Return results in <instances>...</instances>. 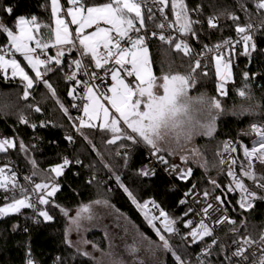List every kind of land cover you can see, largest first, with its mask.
Listing matches in <instances>:
<instances>
[{"label":"snow or ice","instance_id":"6c2138e0","mask_svg":"<svg viewBox=\"0 0 264 264\" xmlns=\"http://www.w3.org/2000/svg\"><path fill=\"white\" fill-rule=\"evenodd\" d=\"M68 2L72 7L67 9L66 15L71 17L72 24L78 25L75 29L74 37L69 32V27L65 23V20L60 19L58 16L61 9L59 0H51V14L53 17H56V27L54 30L55 45H68L69 51H80L82 58L90 53L91 59L95 61V69H103L104 72L103 76L95 70L91 73H84L89 76V80L82 82L85 95L81 96L80 99L82 101L87 100L82 105V111L84 117H87V121L83 117L77 116L73 118L69 115V119L74 121V127L75 121H79L81 128H98L106 134H111V139L107 141L109 144H115L117 141L131 142L132 145L143 144L150 150L151 156L156 157L161 165L166 166V170L170 175L176 174L179 179L187 180L192 175L191 168H182L179 164L175 163L170 164L164 155L157 154L162 152H167L170 155L179 154L181 161H187L190 157L184 153L188 150L194 138L198 136L212 137L217 131L218 119L226 115L220 99L203 94L193 97L189 94L190 89L195 87L198 79L195 73L197 69L201 68V60L199 58H196L194 66L192 65L191 61L194 49L188 42L189 38L198 39L196 26L200 25L202 28V22L198 18L201 14L199 7L194 9L189 8L185 0H150V3L149 0H106L102 4L93 6H88L85 0H68ZM252 2L255 4L257 10H264V0H252ZM166 6H170V14L175 17L172 22H169L168 17L165 15ZM241 6L243 7V5ZM144 8L147 9V17L142 11ZM153 8H156L161 14V22L158 24L153 14ZM2 11L11 16L14 10L11 6H7ZM191 13H196L197 18L193 19ZM230 18L236 25L235 31L237 35L240 36V41H237V43H243L244 50L241 55L251 56L252 51L256 49L255 43L249 44L253 40V33L249 31L253 26L251 24H248L247 27L240 26L238 23L239 18L234 14ZM146 19L151 21L156 28L160 29V32L153 31L151 36H149L145 30ZM101 21L111 27H100ZM218 23L219 21L216 17H210L207 20L209 29H216ZM93 25H96L95 31L88 35H81L85 28H91ZM40 27L38 18L34 15L30 19L23 15L16 17L11 25L0 17V34H5L10 40L11 47L15 50L13 56L15 53H20L23 59L27 61V65L35 72V77H30L29 73L25 71V68L21 66V63L17 59L6 58L7 49L0 48V70L4 72L3 80L6 82L9 80L7 73L11 69V78H20L19 84L23 86V97L25 99L30 95L29 90L33 89L34 85L40 83L50 91L53 97L56 96L53 86L47 79L43 78L48 72L55 71V67H45L43 73L40 71V66L52 63L53 57L48 56L46 59H41L40 54L33 55L37 49H47L49 43L36 39L35 48L29 46L30 42L35 39L34 33ZM142 30L145 31L142 33ZM173 31H175L176 35L172 34ZM153 37L158 38L163 44L174 46L175 52L178 55L182 54L179 57L182 61L188 58L189 71L186 74H180L179 72L173 74L171 61L168 62L167 71L161 66V74L156 75L154 73L153 60L150 56L148 43ZM76 40H78L82 49L77 48ZM231 44L232 41L230 39H225L223 44L218 43L215 45V51L218 53L213 57L215 60V88L221 97L229 95V90H226L225 85L232 79V64L230 59L226 60L224 58L220 49L225 45ZM101 48L105 53L103 57H101L99 52ZM205 49L209 52L213 51V49L208 48L206 45ZM64 55V49L58 48L54 60L56 66L61 65L60 57ZM110 61H114V63L109 67H105V65H109ZM72 63L75 64L77 69L82 67V60H75ZM203 75L207 77L208 72H203ZM109 76L111 80L110 86L105 81V78ZM75 77L76 74L71 73L66 79L71 82L75 81ZM244 77L247 79L248 72H244ZM91 80H99L100 84H90ZM75 82L81 83V81ZM243 87L248 88L249 85L245 83ZM74 91L75 89L69 91L68 95L76 99ZM238 95L245 97L246 92L241 89L238 91ZM102 101L110 105L114 111L110 112L109 108ZM57 102L59 103V101ZM27 107L32 108V105H27ZM60 107L63 108L65 114H68V109L64 108L63 104H60ZM72 107L78 111L81 110L80 106L75 103ZM34 111L39 113L41 112V108L37 106L34 108ZM252 112L253 108L251 106H240L238 109H233L231 115L243 116ZM18 119L21 123H29L23 113L19 114ZM94 121L101 122L97 125ZM31 127L35 128L37 125L31 124ZM81 128H77V131L80 132ZM252 130L259 137V141L258 143H253L250 147L241 145L247 163H240V176L238 177L237 172L233 171L231 167H229L227 172V175L232 178L227 192H235L239 189L240 199L238 204L241 209H250L256 200H264V195H258L257 192L252 191L243 182V178L246 177L261 191H264V174H257L253 164V158H255L261 165H264V129L253 125ZM67 139L69 142H74L71 136L67 137ZM85 139H87L86 136ZM15 147L16 143L13 140L7 138L0 139V153H6L8 149ZM120 147L127 148L128 144L121 143ZM19 148L22 151H27L23 141L19 142ZM223 149L224 152L228 153L237 151L236 147H230L227 142L224 143ZM192 152L198 154V149L193 147ZM117 155H120L119 151ZM220 155L222 156V154ZM8 163L10 164L11 161ZM31 163L35 166L36 161L32 160ZM69 163L68 158L65 157L62 164H57L50 171L55 173L56 177H59L63 174L64 169ZM76 163H80V161L77 160ZM224 163V159L221 158L220 164ZM231 164H237V159H232ZM202 166L207 167L206 163ZM141 174L144 176L154 175L155 169L142 168ZM25 179L29 178L26 177ZM51 179L53 180V186L51 187V191L47 192V196L49 197L53 196L58 190L55 186V178ZM116 179L119 180V177ZM210 183L214 188L221 187L215 179L210 178ZM233 184L234 187L232 186ZM48 187L47 183H38L35 184L33 191H43ZM120 187L127 193L132 203L142 211L144 219L155 231L160 241L159 244L153 245L151 241H147V238L137 230L139 241L134 237L132 244L125 245V251L129 255L135 257L140 251L142 243L147 241L153 257L152 264H164V261L155 256L157 249L171 255V264H191V260L188 259L187 254L182 255L178 248L170 244L166 234L181 235L185 241L190 236L193 244L203 242L205 237H212V243L205 244L196 261V264H209L207 257L212 254V247L217 244V239L213 236L214 227H210L209 223H206L203 218L197 222L198 226L194 224L193 220H187L185 227L189 231L187 235H183L180 229L176 227L177 218L170 217L154 200L146 201L145 204L141 205L128 188L124 187L123 184ZM17 188H19V194L23 198H16ZM193 188H195V185H193ZM0 190H3L4 193H12L11 196L4 195L3 197L5 202L0 207V218L7 217L12 213H21V209L24 208H35V202L30 200L27 190L22 185H19L17 174L7 164L0 166ZM227 192H225V196ZM185 195H190V193H186ZM203 195L204 197H208L210 193L205 191ZM215 200L219 201L221 205L225 203L224 200H221L220 196H216ZM36 202L41 205H47L49 200L41 194L37 197ZM149 203L157 210L158 215L150 214L146 210ZM180 203L184 204L185 201L181 200ZM94 204L111 207L106 199H97L94 201ZM91 207V205L82 206L78 209L76 217L71 221L77 232L81 230L83 220L92 221L94 219L90 211ZM212 208L213 205L209 203L206 207L202 208L203 214L207 216L209 209ZM37 211L39 210L37 209ZM61 211L65 215L68 214L67 210L61 209ZM193 211L194 209L189 208L184 215L188 216ZM39 215L46 221L53 219L47 211H39ZM157 222L161 226H158ZM222 222H231L235 225V221H228L227 217H224L223 220L217 218L213 223L219 224ZM68 231L70 232L71 229ZM125 231L127 232V229ZM232 231L236 235L239 233V230L235 227H233ZM105 235H107V232H105ZM66 242L71 246V241ZM79 243L87 245L90 242L84 239ZM255 243L260 244L262 250L258 256L252 253V260L249 261V257L245 253ZM233 244L237 245L236 250L231 255H225L228 264H264V232L261 233L259 241L243 237L241 239H233ZM109 247L110 251L106 254L107 259L103 261V264H126L121 257L111 250V242ZM93 249L97 250V245L93 244ZM220 251L225 252V249L221 247ZM77 253L85 258L93 259L92 253L79 247H77ZM233 257H239L240 260H233ZM26 264H34L30 253L26 257ZM56 264H61L60 258H57ZM95 264H102V262L95 261ZM132 264H145V261L134 258Z\"/></svg>","mask_w":264,"mask_h":264},{"label":"trees","instance_id":"16d2710c","mask_svg":"<svg viewBox=\"0 0 264 264\" xmlns=\"http://www.w3.org/2000/svg\"><path fill=\"white\" fill-rule=\"evenodd\" d=\"M85 2L88 6H93L102 4L106 0H85ZM185 3L189 8L199 7L201 14L198 18L203 22L202 28L196 26L198 39L191 38L192 43L199 41L201 45H215L234 35L236 25L230 18L232 14L239 18L240 26L264 25V10H257L252 0H185ZM7 6H11L14 10L11 16L2 11ZM166 8L169 17L172 18L170 6ZM21 15L29 19L33 15L36 16L41 25L39 32L36 33L37 38L49 44L52 42V14L49 0H0V17L6 23L11 25L12 21ZM191 16L195 19L197 14L191 13ZM210 17L218 19L216 29L208 28L207 20ZM256 42V49L252 51L251 56H243L242 52H239L230 58L233 80L226 88L229 90L228 96L221 97L216 91L213 67L207 70L208 76L205 77L201 62V68L195 73L198 79L189 94L193 97L203 94L220 99L226 113L218 119L214 136L197 137L195 148L198 149L200 157L191 151V157L187 165H184L174 160L175 157L180 156L179 154L170 155L162 152L170 162L180 163L192 169V175L182 183L183 188L199 184L202 191H208L211 196H220L225 201L230 221H235V225L229 222L223 230V237L227 242L238 237L258 239L264 228V200L255 202L250 209H241L237 198L225 196L228 182L226 174H221L215 179L220 188H214L206 180L219 171V155L228 139L242 140L246 147H250L259 141L252 126L264 129V30L257 35ZM8 43L7 36L0 34V48L5 49ZM148 43L153 60V71L156 75L161 74V66L167 71L169 61L172 62L173 74L177 72L186 74L189 71L188 58L182 61L179 58L182 54L178 55L174 46L163 44L153 38ZM50 55H53L51 48ZM18 59L23 61V57ZM195 59L193 56L191 61L193 66ZM208 65L213 66V61L209 60ZM45 67L56 69L43 77L53 86L55 97L40 83L29 90L30 95L25 99L19 79L9 78L6 82L0 70V139L7 138L16 143V147L9 149L5 158L17 161L26 170L35 172L34 176L38 182L53 184L51 178L54 177L58 189L53 196L47 198L49 203L42 208V211H47L53 217L52 220L46 221L29 209L23 210L22 214L0 218V264H26L28 247L34 264H56L57 258H60L61 264H94L66 244L67 217L61 209L71 212L97 199H107L117 210L129 217L145 235L154 238V230L147 224L142 211L132 203L120 185L123 184L128 188L139 204L143 205L146 201L154 200L170 217L177 219L183 213L178 207L180 195L169 192V182L163 175L158 174L155 178L146 179L138 173L139 166L145 162V155L141 149H134L128 158L115 157L117 150L121 148V143L132 146L131 142L117 141L115 144H109L107 141L111 139V134H106L98 128L84 127L78 142L70 145L67 137L74 131V121L69 119V115L75 118V108L72 105L76 104V99L68 95L71 87L65 78L67 69L65 65L56 66L54 61L50 66L42 67L43 72ZM27 69L31 76L35 77L28 67ZM244 72H248L247 79L244 77ZM245 83L249 85L248 88L243 87ZM241 89L246 92L245 97L238 95ZM74 96L76 97L75 91ZM60 104L68 109V114H65ZM27 105H32V108ZM37 106L41 108L39 113L34 111ZM240 106H251L253 112L243 116L231 115L232 110ZM20 113H23L29 123L19 121ZM43 123L45 127H42ZM31 124L37 127L33 128ZM20 141H23L26 152L20 150ZM30 157L36 161L35 166L31 163ZM65 157L71 159L73 164L64 170L61 176L56 177L50 169L62 164ZM238 159L240 163H247L242 149L239 150ZM77 160L80 163H76ZM205 163L206 168L202 166ZM255 171L257 174H264V165L258 162ZM117 177L119 180L116 179ZM244 179L258 195H264V191L256 187L251 180L246 177ZM3 205L4 202L0 201V207ZM233 227L239 230L238 235L233 233ZM177 228L184 235L185 230L181 227ZM169 239L171 245L178 248L182 255L187 254L191 264H196L198 249L187 248L181 235H171ZM220 249L221 247L218 248V257L213 264H228Z\"/></svg>","mask_w":264,"mask_h":264},{"label":"built area","instance_id":"2783aa9c","mask_svg":"<svg viewBox=\"0 0 264 264\" xmlns=\"http://www.w3.org/2000/svg\"><path fill=\"white\" fill-rule=\"evenodd\" d=\"M235 1H237V0H235ZM60 3L62 6L63 14L66 17V19L68 20L66 12H67V7L69 6V3L67 2V0H60ZM166 9L167 8L165 7V15L168 17L169 22L174 21V19H175L174 15H172V18H170ZM142 11L144 12L145 16L147 17V9L144 8V9H142ZM153 14L156 17V22L158 21L160 23L161 22V14L156 10V8H153ZM145 23H146V29L145 30L148 32L149 36H151V33L153 31H155L157 33L160 32V29L156 28L151 21L146 19ZM68 24L70 26L71 33L74 37L75 36V34L73 32L74 28L69 23V20H68ZM252 26H253V28L251 30H249L251 33H253V40L249 42L250 45H251V43H255V44L257 43L256 42L257 41V35L264 30L263 24H255ZM197 27L201 28L200 25H197ZM202 27H203V22H202ZM145 30H142V33ZM172 34L176 35L175 31H173ZM153 39H158V38L153 37ZM227 39H230L232 41V44L231 45H225L220 49V51L223 53L224 58L226 60L235 56L239 52H243V50H244L243 49V43L242 42L237 43V41H240V36H238L236 32L234 35H232L231 37H229ZM188 42H189L190 46L194 49V55L193 56L195 58H199L201 60L203 70L207 71L209 69H212V67L214 68V65L211 67L208 65V61L212 60L214 62L213 57L218 54L215 51V45L216 44L215 45L214 44L213 45H206L208 48L213 49V51L209 52L205 49V45H201V43L199 41L196 43H192L191 38H189ZM220 44H223V42ZM76 45H77V48L82 49V46L79 45L78 40H76ZM5 49H7L6 58H14L15 55L13 56V53L15 52V50H14V48L11 47V44H9L8 47H6ZM99 52H100L101 57H103L105 55L104 50L102 48L99 49ZM36 54H40L41 59H46L48 56H50V49L49 48L43 49V50L37 49L36 53H33V55H36ZM75 60H82V67L80 69H77L75 67V64L72 63ZM113 63H114V61H110L109 65H105V67H109ZM50 65H51V63L43 65V66H50ZM63 65H65L66 69H67V71L65 73V78L69 74L75 73L76 74L75 81H81V83H76L75 81L70 82L66 79V82L69 84V86L73 87V89H75L76 104L79 105L81 108L80 111H78L75 108V117L80 116V117H83L87 121V117H84V114L82 111V105H83V103H86L87 100L85 99L82 101L80 99L81 96L85 95L82 82L89 80V76L85 75L84 73L85 72L91 73V72H93V70H95L101 76H103L104 75L103 69H95V61L91 59L90 53L87 56L82 58L80 51H77V50H72L69 55L65 56L61 62V65H58V67L63 66ZM69 65H71V67H69ZM105 81L108 82L109 86H110V83H111L110 76L106 77ZM90 84H100V81L99 80H91ZM109 95H110V93H109ZM103 102L106 103L105 101H103ZM42 127H45L44 123L42 124ZM77 128H81L79 121H75L74 131L70 135L71 137H73L74 142H70V145H75L78 142L79 137H80L81 132H82L84 127L81 128L80 132L77 131ZM226 142L229 143L230 147H232V146L236 147L237 151L228 153V152H224V149L222 150V152H221L222 156L220 155V160H221V158H223L225 163L222 165L220 164L219 171L214 176L208 177L206 179L207 182H210V178L216 179L217 176H219L221 174L227 175L229 167H231L233 171L237 172L238 177L241 174L240 173L241 169L239 167L240 162L238 159L239 150L242 149L241 145H243L245 147H246V145L244 144V142L242 140L228 139ZM137 148L141 149L145 155V162L139 166L138 173L143 178H146V179L155 178L158 174L163 175L169 182V188H168L169 192L170 193H176V194L180 195L178 207H179V209H181L183 211V213H182V216L177 219L178 222L176 224V227H181L183 230H185L184 235H187L189 229L185 227V222L187 220H193L194 224L196 226H198L197 222L203 218L206 223H209L210 227H214L215 230L213 232V236L217 239V244L212 247V254L207 257L209 264H213V262L217 259L219 247H223L225 249V252H223L224 255H231V253L236 250L237 245L233 244V240L231 242H227L223 237V230L226 228V226L228 225L229 222H222L219 224L213 223L217 218H221L223 220L224 217H227L228 221H230L229 214H228L227 210L225 211V209H226L225 204L221 205L219 201L215 200L216 196L209 195L208 197H204L203 193L205 191H202L200 189L199 184H194L195 188H193V185L188 187V188H183L182 183H185L187 180L179 179L176 174L170 175L169 172L166 170V166L161 165L159 163V161L156 159V157L151 156L150 150L147 147H145L143 144L132 145V146H128L127 148H120L117 150V152L119 151L120 155H117V152H116L115 157L117 159L128 158L131 155V153L133 152V150L137 149ZM8 151H9V149L7 150L6 153H0V166H4L7 164L9 168H11L13 171H15V173L17 174V180H18L19 185H22L24 187V189L27 190V194H28L30 200L35 202V208H26V209H29V210H31L32 213L39 215V211H42L43 205L36 202L37 197L40 196L41 194H43L44 197L47 199L49 197V196H47V192L51 191V187L53 186V184H51V186L49 188L44 189L43 191L36 190L34 192L33 189L35 188V184H38L41 182H38L36 180L32 171L26 170L25 168H23L19 162L11 160V159H6L5 156L7 155ZM157 155H164L165 159L169 161L168 157L164 153H158ZM232 159H237V164H235V165L231 164ZM68 160L70 163L64 170L68 169L73 164V161L71 159H68ZM9 161H11L10 164L8 163ZM62 163H63V161H62ZM169 163L173 164L170 161H169ZM257 163H258V161H256L255 158H253L254 170H255ZM175 164H179L182 168L184 167L180 163H175ZM142 168H149V169L154 168L155 174L149 175V176H144L141 174ZM26 177H28L29 179H25ZM122 178L123 177H120V179H122ZM227 178H228V182H227V188H228L230 182L232 181V178L229 177L228 175H227ZM243 182L245 183V185L248 188H250L252 191L256 192V190H254L252 187H250V185L246 182V180L244 178H243ZM41 184H43V183H41ZM55 186H56V183H55ZM232 186L234 187V184ZM186 193H190V195H185ZM4 195L11 196L12 193L11 192L4 193L3 190H0V201L1 202H5L3 199ZM15 195H16V198H23L19 194V188H17ZM227 195L230 197L237 198L238 201L240 199L239 189H237L235 192H227ZM181 200L185 201V203L181 204L180 203ZM221 200H222V198H221ZM257 201H259V200H256L255 202H257ZM209 203H211L213 205V208L209 209L208 215L205 216L202 212V208L206 207ZM189 208L194 209V211L190 212L188 214V216H185L184 213ZM37 209L39 211H37ZM23 210H25V209H23ZM146 210L149 211L150 214L158 215L157 210L152 207L151 203L148 204ZM22 211L19 214H22ZM157 223H158V226H161L159 224V222H157ZM262 232H264V228L261 230V233ZM261 233H260V236H261ZM167 235L171 236L172 234L168 233ZM260 236L258 239H252V238L251 239L254 241H259ZM241 238H243V237H238L236 239H241ZM183 243L189 249H198V255H197V258H198L201 254V250L205 247V244H211L212 243V237H205L203 242H200L198 244H193L191 242V237L189 236L187 241L183 240ZM261 250H262V246L258 243H255L248 249V251L245 253V255H247L249 257V261H251L252 260V253H255L258 256V255H260ZM27 253L28 254L30 253V247L27 248ZM233 260H240V258L239 257H233ZM227 263H228V261H227Z\"/></svg>","mask_w":264,"mask_h":264},{"label":"rangeland","instance_id":"374dc122","mask_svg":"<svg viewBox=\"0 0 264 264\" xmlns=\"http://www.w3.org/2000/svg\"><path fill=\"white\" fill-rule=\"evenodd\" d=\"M49 2H50V9H51V0H49ZM59 2H60V0H59ZM67 2H68V0H67ZM60 5H61V3H60ZM69 7H72V5L70 3H69V6L67 7V9ZM85 15H86V13H85ZM58 16L60 19H64L66 24H68V20H69V23L74 28L73 32L75 34V29L78 27V25L71 23V17L70 16H67L68 20L66 19V17L63 14L62 6H61V9H60ZM55 20H56V17L52 16L53 41L49 45H51L53 48H56V49L60 48V47H67L68 45H55V32H54L55 27H56ZM68 27H69V32L71 33L69 24H68ZM100 27H111V26L105 25L103 23V21H101ZM95 30H96V25H93L91 28H85L83 30V32L81 33V35H88ZM38 32H39V30L34 33L35 39L30 42V45H29L30 47L35 48L36 39H39L36 36V33H38ZM9 44H11L10 40H9L8 45ZM8 45L6 47H8ZM53 45H55V46H53ZM50 56L53 57V59L56 58L55 56H52V55H50ZM18 57H23V56L20 53H15L14 58L17 59L18 62L21 63V66L25 68V71H27L29 73L27 67L32 71L31 67L27 65V61H25L24 59H23V61H21L20 59H18ZM213 65H214V70H215V60L213 62ZM42 67H44V66L43 65L40 66V71L43 73ZM32 72L35 75V72L34 71H32ZM3 74H4V72H3ZM7 75L9 78H11V69L8 70ZM29 75H30V77H33V76H31L30 73H29ZM16 79H20V78L16 77ZM128 79H134V78H128ZM232 80H233V78L225 85V88H227V85L230 82H232ZM72 90H73V87H71V91ZM105 106L109 108L110 112L114 111L113 109H111V106L108 105L107 103H105ZM100 122L101 121H94V123H96L97 125H99ZM214 135H215V133L213 134V136ZM207 138H210V137H207ZM196 140H197V137H195L194 140L192 141L191 145H189L188 150L184 153L185 155H189V157H191L190 152L192 151L193 147L194 148L196 147ZM220 154H221V152H220ZM195 155L200 157L199 152H198V154L195 153ZM30 158L32 161L33 160L32 157H30ZM174 160H176V161H178L184 165H187V162H188V160L187 161H181L180 156H178V158L175 157ZM48 185H49V187L51 186V184H48ZM101 200H104V199H101ZM88 205L92 206L90 211H91L94 219L92 221L83 220L82 221V228L79 232H77L75 230V226L71 223V221L76 217L77 211L81 207L74 210V211L67 212L68 213L67 215L64 214L67 217L65 241H71V246L69 245L68 242H66V244L68 246L72 247L76 252H77V247H79L82 250H85V251L92 253L93 259H89V258H87V259L91 260L94 264H95V261H101L103 264V261L107 259L106 254L109 253V251H110L109 244L111 242V245H112L111 250L113 252H115L119 257H121L126 262V264H132V260L134 258L137 260L143 259L145 261V264H152L153 257H152V254L150 252L147 241H151L153 245L160 243L158 237L155 234V231H154V235H155L154 238H151V237L145 235L141 231V229L134 222H132L130 220L129 217H127L126 215L121 213L119 210H117L115 208V206H113L110 202H109V205H111V207H105L102 204L101 205H95L94 202L91 204H88ZM24 209H26V208H24ZM22 210L23 209H21V211ZM15 214H19V213H12L10 215H15ZM133 226H135V227H133ZM69 229H71L70 232L68 231ZM85 229H87V230L85 231ZM125 229H127V232L125 231ZM137 230L139 231V233H142L147 238V241L142 243L140 251L136 254L135 257H133L125 251V245L126 244H132L134 237L137 239V241H139V236L137 234ZM105 232H107V235H105ZM166 236L169 238V236L167 234H166ZM84 239L88 240L90 243H88L87 245L79 243L80 241H82ZM169 242H170V239H169ZM93 244L97 245V250L93 249ZM155 256L157 258H159L160 260L164 261V264H170L172 261L171 255L169 253H166V252L160 250V249L156 250Z\"/></svg>","mask_w":264,"mask_h":264},{"label":"crops","instance_id":"0c3cea01","mask_svg":"<svg viewBox=\"0 0 264 264\" xmlns=\"http://www.w3.org/2000/svg\"><path fill=\"white\" fill-rule=\"evenodd\" d=\"M53 41V40H52ZM51 44V43H50ZM49 49L51 48L52 49V51H53V55L52 56H55L56 57V55H57V49L56 48H53L51 45H49V47H48ZM60 48H63L64 49V51H65V55L63 56V57H60V59H61V62H62V60H63V58L65 57V56H67V55H69L70 53H71V51H69L68 49H69V46H67V47H60ZM55 59H53V61H54Z\"/></svg>","mask_w":264,"mask_h":264},{"label":"clouds","instance_id":"9594fccd","mask_svg":"<svg viewBox=\"0 0 264 264\" xmlns=\"http://www.w3.org/2000/svg\"><path fill=\"white\" fill-rule=\"evenodd\" d=\"M174 146V145H173Z\"/></svg>","mask_w":264,"mask_h":264}]
</instances>
